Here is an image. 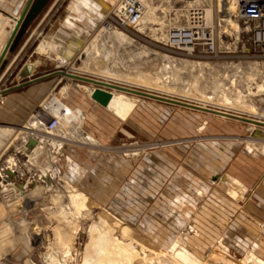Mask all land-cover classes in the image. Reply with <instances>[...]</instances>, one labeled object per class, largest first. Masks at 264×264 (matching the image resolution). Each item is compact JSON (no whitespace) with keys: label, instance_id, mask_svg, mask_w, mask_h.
Returning <instances> with one entry per match:
<instances>
[{"label":"rangeland","instance_id":"obj_1","mask_svg":"<svg viewBox=\"0 0 264 264\" xmlns=\"http://www.w3.org/2000/svg\"><path fill=\"white\" fill-rule=\"evenodd\" d=\"M77 1L49 0L0 73V167L20 151L37 165L28 193L0 202V264H264V70L159 50L156 0L140 4L143 40L104 28L119 0H83L100 16ZM25 2L0 0V13ZM62 26L83 37L60 48L70 58L47 45ZM26 65L40 72L23 77ZM102 85L106 108L89 93ZM52 97L82 122L57 133L62 149H33L31 119Z\"/></svg>","mask_w":264,"mask_h":264},{"label":"built area","instance_id":"obj_2","mask_svg":"<svg viewBox=\"0 0 264 264\" xmlns=\"http://www.w3.org/2000/svg\"><path fill=\"white\" fill-rule=\"evenodd\" d=\"M158 2L168 5L167 11H160L158 17L160 22L167 20L165 38H152V44L159 50L198 62L207 60L220 64L227 63L223 60L228 58H244L249 63H264V0H156L155 3ZM106 17V30H119L142 40L151 38L148 32L152 27L147 28L144 11L135 0H121L119 7ZM60 118L46 109L32 118L35 124L28 137L33 149L37 146L62 149L64 142L56 139L62 126ZM21 156L27 160H22ZM32 161L20 151L0 167V202L20 200L27 193L37 180V176L32 175L37 165ZM22 167L27 168L25 174ZM50 180L51 177L45 175L42 182L50 183ZM19 211L29 214V210L22 207ZM3 259L0 257V262Z\"/></svg>","mask_w":264,"mask_h":264},{"label":"crops","instance_id":"obj_3","mask_svg":"<svg viewBox=\"0 0 264 264\" xmlns=\"http://www.w3.org/2000/svg\"><path fill=\"white\" fill-rule=\"evenodd\" d=\"M27 2H28V0H26L25 4L22 7L20 12H14V11L11 12L9 10V12H10L9 13V12L3 10L0 13V57L4 51V48H5L8 40H9V38H10V35L13 31V25H14L13 23L15 21V18L17 16L21 15V13L23 12V9L25 8ZM77 2H78V5H77L78 9L79 8H84V9L90 8L91 9V11L88 14L94 13L97 16H100L102 14V2L96 3L94 5H89V4L83 5V0H78ZM0 7L5 8V6L2 4H0ZM2 13H4L5 16H3L4 14L2 15ZM83 13H85V12L83 11ZM39 17L35 20V22H37ZM93 17H94V19L93 18L91 19V17H89V20L87 22H89V23H91L92 21L94 22L96 17L95 16H93ZM82 22H85L84 18H83ZM71 23L72 22L70 21V17H67V18L64 17V20L62 23L63 26L66 25L68 27ZM73 24H75V23H73ZM63 26H62L61 30L58 29L57 32L51 33V36H50V39H48L47 45H48V47H51L52 50H55V53L57 55H60V57L70 58L73 55V53H72V55H69L67 53H66V55H62L61 53H59L60 48L68 49V47L71 46L70 44L74 45L73 43H75V42H73V41H76L79 44L81 42L80 41L81 38H83V37L79 36L78 34L77 35L76 34H73V35L69 34V32H67L68 30H64V29H66V27H63ZM71 36H72V38H71ZM71 39H72V41H71ZM39 72H40V70L35 69L33 75H30V77H33L34 75L38 74ZM262 184H260L259 189H258L259 194L257 196V201L260 202V205L264 206V185L261 186ZM256 209H257V207H256Z\"/></svg>","mask_w":264,"mask_h":264},{"label":"water","instance_id":"obj_4","mask_svg":"<svg viewBox=\"0 0 264 264\" xmlns=\"http://www.w3.org/2000/svg\"><path fill=\"white\" fill-rule=\"evenodd\" d=\"M48 2L49 0H28L0 57V73L7 64V56L19 46L31 24L41 15ZM29 75L30 73L26 65L22 72V76L27 77ZM104 87L103 85L97 87L92 93L91 98L93 101L106 108L112 99V93L110 91L111 87Z\"/></svg>","mask_w":264,"mask_h":264},{"label":"bare ground","instance_id":"obj_5","mask_svg":"<svg viewBox=\"0 0 264 264\" xmlns=\"http://www.w3.org/2000/svg\"><path fill=\"white\" fill-rule=\"evenodd\" d=\"M120 1L121 0H119V2H118V4L115 6L114 5V8L116 7V8H118L119 7V3H120ZM137 1V0H136ZM138 2H140V4H142V2H143V0H138ZM163 5H165V4H162L161 6H163ZM166 6H168V5H166ZM113 8V9H114ZM168 8V7H167ZM165 9H166V7H165ZM164 12V11H163ZM165 13V12H164ZM208 14H209V16H211V9H209L208 8ZM14 18V17H13ZM18 18H19V16L18 17H16L15 18V21H14V27H15V25H16V23H17V20H18ZM106 19H107V17H106ZM106 19H105V22H106ZM161 23H163V27L164 28H166V27H168V24H167V20H163ZM112 31H114V30H108V32L109 33H111ZM114 35H115V38L118 40V41H122V42H125V40H126V37L121 33V32H115L114 33ZM42 49H45V47H42ZM45 51V50H44ZM43 53V52H42ZM242 66V63H238V65H236L234 68H235V70H236V72L237 73H240V69L242 68L241 67ZM247 67H248V69L249 70H252V71H256V70H264V63H250L249 65H246ZM27 67H28V71H29V73H30V75H31V71L34 69V66H32V65H27ZM238 68V69H237ZM85 90V89H84ZM87 92V91H86ZM89 93H93V92H89ZM240 97L241 96H239V101H240V103H244V105H245V101L244 100H240ZM136 101V100H135ZM225 102H227L228 104H229V102H230V100L226 97L225 98ZM109 106H110V104H109ZM46 110H48L49 111V113L51 114V115H58V116H61V118H60V120H61V124H62V126H61V128L63 127V126H69V127H73L72 125H73V122H75V121H77V122H82V119H83V116H82V113L80 112V111H74V110H72V109H70L69 107H67V106H64V105H62L58 100H57V98H55V97H52L51 98V101L48 103V104H46V106L44 107ZM109 108V107H108ZM225 115H227V114H225ZM34 122L32 121V119H31V124H30V128H32L33 126H34ZM72 124V125H71ZM29 128V127H28ZM61 128L58 130L59 132H60V130H61ZM70 128V131L72 130ZM78 128V127H77ZM73 131H75V130H73ZM73 131H71V132H73ZM58 132V133H59ZM28 133H30V132H28ZM88 138V137H87ZM88 140L90 141L91 139L90 138H88ZM86 141H87V139H86ZM92 141V140H91ZM1 143V142H0ZM47 172V171H46ZM45 175H46V173H45ZM42 180V179H41ZM37 183H39V181H37ZM42 188H40V187H36V192L37 193H39V192H41L42 190H41ZM34 190V189H33ZM32 190V191H33ZM34 190V191H35ZM28 193V192H27ZM34 193V192H33ZM29 194H31V193H29ZM28 194V195H29ZM35 194V193H34ZM27 197V196H26ZM31 198V199H30ZM33 198H34V195H33ZM29 199H30V201H34L33 199H32V196L31 197H29ZM38 234V233H37ZM41 235V234H40ZM37 236V235H36ZM38 237V236H37ZM177 247H179V245L177 246ZM176 246H175V249L177 248ZM1 248V247H0ZM178 249V248H177ZM176 249V250H177ZM173 251H175V250H173ZM183 256V255H182ZM144 261V260H143Z\"/></svg>","mask_w":264,"mask_h":264}]
</instances>
